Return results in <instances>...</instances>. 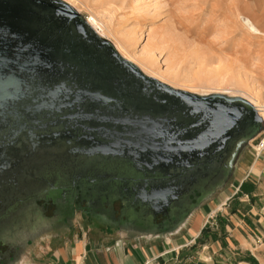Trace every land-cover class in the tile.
<instances>
[{
	"label": "water",
	"instance_id": "1",
	"mask_svg": "<svg viewBox=\"0 0 264 264\" xmlns=\"http://www.w3.org/2000/svg\"><path fill=\"white\" fill-rule=\"evenodd\" d=\"M75 82L79 88L73 96L85 110L110 109L106 111L111 120L108 128L85 132L79 124L56 126L54 112L69 106L60 96L62 90L66 92L67 85ZM31 92L41 93L34 122L21 106ZM45 110L51 112L46 124L41 115ZM2 125L11 134L39 131L40 138L33 148L0 149V175L18 170L22 177L25 166L27 182L31 176L36 179L33 165H44L47 171L65 170V175L79 170L78 179L70 178L69 210L80 198V190L88 202L87 216L96 213L95 208L104 209V203L112 199H121L126 206L133 200L154 218L172 219L165 235L178 230L175 224L193 211L195 202L208 200L226 184L240 151L263 121L242 97L197 95L146 75L61 0H0ZM121 164L132 170L122 169ZM124 174L155 179L149 181V191L142 188L143 179L128 189L120 178H126ZM61 178L55 181L56 188L68 189L64 175ZM115 181H122L124 187L117 188ZM41 191H24V203L8 209L14 212L0 209V235L21 231L18 243L10 244L16 254L5 264H17L27 245L42 237L43 230H29L33 216L16 219L24 211L32 213L39 196L45 200Z\"/></svg>",
	"mask_w": 264,
	"mask_h": 264
},
{
	"label": "rangeland",
	"instance_id": "2",
	"mask_svg": "<svg viewBox=\"0 0 264 264\" xmlns=\"http://www.w3.org/2000/svg\"><path fill=\"white\" fill-rule=\"evenodd\" d=\"M61 1L72 6L86 21L92 17L99 21L98 28L102 33L101 36L110 41L114 47L122 48L124 54L126 52L133 54V58L135 60L137 58V67L146 75L160 72L163 78L166 77L165 84L176 90L197 95L222 94L242 97L252 105L254 96V99L264 103V34L254 35L239 18L241 16L252 19L264 32V0ZM235 6L238 7L240 14L232 15L231 12ZM98 52L107 55L101 50ZM122 52L118 53L123 57ZM145 65H148V69ZM41 87L46 90L45 85ZM77 88L79 85L75 82L67 85L66 92L62 90L60 96L62 99L66 98L69 106L60 108V113L54 112L55 124L59 121L56 126L79 124L85 132L86 129H94L98 132V127L101 126L108 128L111 120L106 111L110 109L97 106L93 109L98 113L85 110L82 104L76 103V97L73 96ZM39 94L35 92L27 94L26 101L21 104L23 110L28 112V119L33 122L38 120L35 110L40 104ZM255 108L258 110L257 107ZM50 113L48 110L42 112L44 124ZM262 121L264 124L263 118ZM78 130L80 131L81 128L78 127ZM256 144L257 141L255 147ZM236 163L237 160L234 169ZM120 166L122 169L132 170L128 165ZM25 168L23 166V176L20 177L23 184H26L28 176ZM45 169L44 165H33L32 173L39 179L48 175L52 176L57 182L65 174H63L65 170L57 169L54 172ZM257 187L258 185L252 181H245L242 186H239L238 181L230 178L211 198L203 202L201 200L195 202L197 206L193 209L194 216L188 225L179 234L171 237L173 246L195 240L192 246L185 249H189L187 253L189 258H197L200 263H203L201 260L203 254L213 257L223 250L238 253L240 236L251 244L250 249L242 253L239 250L240 255L246 256V264H264L258 258L260 253L264 255V226L260 223L261 216L264 221V213L257 212L261 203L259 198L252 196ZM41 189L43 186L40 183H33L28 187V190L34 194L39 193ZM13 193L9 190L7 197H11ZM19 195L17 193L12 196V202ZM27 195H30L29 192ZM28 199L30 201V198ZM20 203L24 201L19 202L16 209L19 208ZM87 204L86 195H81L68 213L57 217L53 210L48 211L44 207V199L39 196L38 202L32 204L34 208L32 213L24 211L16 219L21 221L27 216H33L30 232L43 230L42 237L53 239L63 237L65 227L80 224L83 221L98 222L100 227H106L108 224L106 228L108 230H105V233L119 240L137 234L164 235L172 224L171 218L163 219L164 221L159 223L139 217L121 199L105 202L104 209L95 208L93 212L96 213L90 216L86 215ZM13 210L11 212H14ZM7 213H10V210ZM196 218L199 222H196ZM100 230L98 228V232ZM130 230L131 232H128ZM235 230L239 232L238 236L231 234V231ZM20 232L11 233L8 237L0 235V264H5L6 259H13L16 253L13 252L10 244L18 243L16 238L21 235ZM165 242L164 238L157 240L163 250L173 247L172 244L166 246ZM179 253L181 255L183 251Z\"/></svg>",
	"mask_w": 264,
	"mask_h": 264
},
{
	"label": "crops",
	"instance_id": "3",
	"mask_svg": "<svg viewBox=\"0 0 264 264\" xmlns=\"http://www.w3.org/2000/svg\"><path fill=\"white\" fill-rule=\"evenodd\" d=\"M263 131L264 124L242 148L230 177L238 181L239 186L245 181H252L258 185L252 196L259 198L261 204L257 212L262 213H264V154L258 155L254 149ZM193 216L194 211L175 224L178 225V230L172 229L169 234L129 235L123 240L105 233L108 224L106 227H100L95 221L77 223L65 227L63 237L58 239L41 237L38 241L28 244L24 253L18 256L17 264H185L187 262V264H246V256L240 253L250 249L251 244L240 236L238 253L223 250L213 257L203 254L201 255L203 263L197 258H189L187 254L189 249H185L192 246L195 240L173 246L171 237L179 234ZM195 220L199 222V219ZM260 221L264 226L262 216ZM98 228L101 229L100 232ZM92 230L94 231L91 233ZM231 232L233 236L239 235L237 230ZM159 238L166 240V246L172 244L173 247L163 250L162 245L157 243ZM180 251H183L181 255ZM258 258L259 261L264 262L262 253Z\"/></svg>",
	"mask_w": 264,
	"mask_h": 264
},
{
	"label": "flooded vegetation",
	"instance_id": "4",
	"mask_svg": "<svg viewBox=\"0 0 264 264\" xmlns=\"http://www.w3.org/2000/svg\"><path fill=\"white\" fill-rule=\"evenodd\" d=\"M124 114H128V113L124 112ZM128 115H131L136 119L135 115H133V114H128ZM39 138H40L39 131H37V132L22 131L21 133L11 134L5 126H3V125L0 126V149H7V148L29 149V148H33L35 143H37L39 141ZM27 161H29V163H31L32 159L31 158L27 159ZM79 173H80V171L78 170V172H76L75 174H71V173H67V175L64 174L65 175L64 177L67 181L68 189L61 190V189L56 188L54 177L49 176V175H48V177H42L41 179H39V178L35 179L34 176H31L30 180H28L26 182V184H23L22 179L19 178L21 175H20V172L18 170H16L13 173L11 171L10 172L9 171L4 172L0 175V209H3L4 212H8L9 211L8 209H11V208L16 209L18 206V203L22 201L21 198L26 195V193H24V191H28L29 184H33L34 181H36V182L42 183V186H44V189H42V191H41V193H43L42 196L45 197V200H44L45 206L44 207L46 209H48V211L53 210L57 217H58V215L60 216L63 213H67V211L70 208V203L68 202L69 195L71 193L70 192L71 191V183H70L71 180H70V178H71V176H74L76 179H78L80 177ZM124 176L126 178H123V176L120 178L123 180L125 179L124 182L127 184L128 189H132L131 188L132 185L138 186L140 184L141 180L143 179L144 182H142V184H141L143 186L142 188L144 190H148V191L150 190V188L148 187V185L150 184L149 181H153L155 179V177H148V175H145L144 176L145 178L144 177L136 178L132 174H124ZM122 181H115V183H114L115 186L117 188H123L124 183H122ZM57 186H59V184H57ZM142 188H140V190ZM9 190H12V192H14L12 196H14L17 193L20 194L19 196H17L13 200L14 204L12 203V200H11L12 196L7 197V192ZM78 190H80V188H78ZM79 192H80L79 197H81V195H82L81 190ZM63 195L66 196L64 198V200L62 198ZM1 197H2V199H1ZM30 197L33 200L34 196L33 197L30 196ZM134 204H135L134 201L131 200L129 203V208L133 212L137 213V215L139 217L142 216L143 218H147V220H149V221H157L159 223H162V221H164L163 219L168 218V217H163L161 215H158L157 217L154 218L152 216V213L149 211V209H146L142 206H135ZM83 222H87V221H83Z\"/></svg>",
	"mask_w": 264,
	"mask_h": 264
},
{
	"label": "bare ground",
	"instance_id": "5",
	"mask_svg": "<svg viewBox=\"0 0 264 264\" xmlns=\"http://www.w3.org/2000/svg\"><path fill=\"white\" fill-rule=\"evenodd\" d=\"M232 9V8H231ZM232 11V10H231ZM235 11V12H234ZM236 13L237 14H240V13H238V7L237 6H235V7H233V12H231V14L233 15V14H235L236 15ZM96 18V17H95ZM239 18L241 19V22L243 23V25L250 31V32H252L254 35H263L264 34V32H262L258 27H257V25L255 24V22L252 20V19H250V18H248V17H241V16H239ZM87 22L89 23V25L96 31V33L98 34V35H100L101 36V31L99 30V26H98V22H97V20H95L93 17L91 18V19H88L87 20ZM103 25V24H102ZM226 29V28H225ZM231 29V28H230ZM102 30V29H101ZM132 36H134V35H132ZM136 36V35H135ZM134 36V37H135ZM264 36V35H263ZM101 37H103L104 38V36H101ZM129 39V38H128ZM132 40V39H131ZM134 40V39H133ZM132 40V41H133ZM135 41V40H134ZM136 43V42H135ZM122 44H120V46H121ZM122 47V46H121ZM115 48H116V50L118 51V52H122V48L120 49V47H116L115 46ZM124 48V47H123ZM128 51V50H127ZM123 53V52H122ZM124 54V53H123ZM133 55V54H132ZM131 54H129V52H126L124 55H123V57L125 58V59H127L128 61H131L132 63H134L135 65H137L136 64V60H137V58H136V60H135V58H133V56H132ZM145 55V54H144ZM153 56H155V55H153ZM135 57V56H134ZM137 57V56H136ZM147 58V57H146ZM154 59L155 60H157L155 57H154ZM153 59V60H154ZM151 60H152V58H151ZM140 62V61H139ZM152 63V62H151ZM150 63V64H151ZM140 65H141V63H139ZM149 64V65H150ZM153 65V64H152ZM151 65V66H152ZM139 66V65H138ZM143 66V65H142ZM145 66H147V69H148V65H145ZM140 67V66H139ZM153 67H155V66H153ZM144 68V67H143ZM146 68V67H145ZM150 69H151V67H150ZM157 69V68H156ZM150 72V71H149ZM160 73V72H159ZM159 73H157V71L156 72H152V73H150L149 74V76L150 77H153V78H155V79H157V80H159V81H162V82H167V81H165L164 79L166 78H163V76L161 75V74H159ZM165 74V73H164ZM179 75V74H178ZM165 76V75H164ZM177 77V76H176ZM241 77V76H240ZM170 85H172V84H170ZM184 87V86H183ZM201 88V87H200ZM188 89H191V88H189L188 87ZM186 90V89H185ZM191 90H193V88L191 89ZM191 90H189V91H191ZM205 90V89H204ZM188 91V90H187ZM192 92V91H191ZM233 92V91H232ZM252 97V96H251ZM254 97V96H253ZM252 97V99H253V105H255V107H257L258 108V110H259V114H260V116L263 118V120H264V103L263 102H261L260 100H258V99H254ZM252 99H250V101L252 100ZM252 102V101H251Z\"/></svg>",
	"mask_w": 264,
	"mask_h": 264
},
{
	"label": "built area",
	"instance_id": "6",
	"mask_svg": "<svg viewBox=\"0 0 264 264\" xmlns=\"http://www.w3.org/2000/svg\"><path fill=\"white\" fill-rule=\"evenodd\" d=\"M255 152L258 154V155H262L264 154V131L263 133L261 134L257 144H256V147H255Z\"/></svg>",
	"mask_w": 264,
	"mask_h": 264
}]
</instances>
